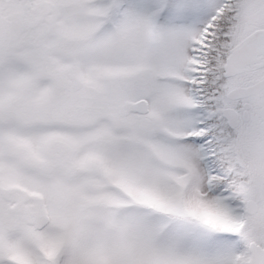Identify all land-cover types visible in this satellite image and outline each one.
I'll use <instances>...</instances> for the list:
<instances>
[{"label": "snow or ice", "instance_id": "1", "mask_svg": "<svg viewBox=\"0 0 264 264\" xmlns=\"http://www.w3.org/2000/svg\"><path fill=\"white\" fill-rule=\"evenodd\" d=\"M0 264H264V0H0Z\"/></svg>", "mask_w": 264, "mask_h": 264}]
</instances>
